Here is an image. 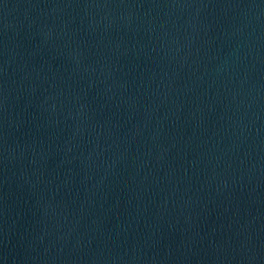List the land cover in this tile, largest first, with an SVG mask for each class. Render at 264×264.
Instances as JSON below:
<instances>
[{
  "label": "water",
  "instance_id": "obj_1",
  "mask_svg": "<svg viewBox=\"0 0 264 264\" xmlns=\"http://www.w3.org/2000/svg\"><path fill=\"white\" fill-rule=\"evenodd\" d=\"M0 264H264V0H0Z\"/></svg>",
  "mask_w": 264,
  "mask_h": 264
}]
</instances>
